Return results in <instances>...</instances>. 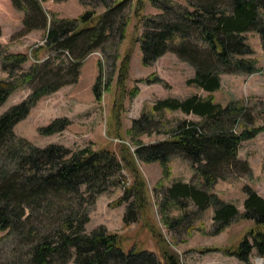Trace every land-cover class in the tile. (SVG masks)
Here are the masks:
<instances>
[{
    "label": "trees",
    "instance_id": "1",
    "mask_svg": "<svg viewBox=\"0 0 264 264\" xmlns=\"http://www.w3.org/2000/svg\"><path fill=\"white\" fill-rule=\"evenodd\" d=\"M11 1L16 9L24 12L20 35L33 29L45 30L44 43L32 51L33 56L39 60L42 52L56 51L65 53L67 62L61 60L55 65L49 58L32 63L27 71H17L27 62L28 55H1L8 77L0 79V105L22 85L31 86V93L0 114V231L10 238L14 250L12 256L2 259L0 264H180L178 255L159 236L153 238L163 263L155 253L147 250L124 251V239L107 232L104 227L87 234L84 226L88 214L80 208L84 199L82 187L93 199L107 189L111 177L127 170L133 176V183L116 202V205L128 204L125 225L141 223L150 233L160 235L136 160L159 163L166 172L172 156L189 161L203 188L176 183L166 191L165 199H182L200 210L212 206L215 233L238 218L252 222L235 248L214 251H221L245 264L249 263L253 251L264 257V198L245 188L244 211L239 213L232 204L204 189L213 187L227 173L251 176L247 163L238 159V146L264 132V120L258 127L235 131V124L248 117L244 105L233 101L222 105L215 102L212 93L219 89L221 72L259 71L254 59L238 55L252 52L242 35L247 31H257L264 47V0H186L192 9L171 6V0H148L163 10L164 13L157 17L143 14L147 0H136L134 16L138 25L133 29L137 32L141 23L145 24L136 39L140 43L142 63L147 65L172 51L194 67V76L188 83L197 85L209 95L165 98L156 102L152 107L154 111L181 110L201 120H182L170 131L168 139L139 145L133 152L122 145L119 158L108 148L72 150L55 143L35 146L17 137L13 127L27 116L40 98L65 84L75 83L83 59L103 46L112 33L119 32V37L124 39L127 20L119 13L129 0H80L85 5L98 2L105 10L97 15L94 10L87 9L76 18H58L56 14L48 17L41 5L45 0ZM129 55L127 51L119 65L118 84L121 86L127 75L126 56ZM99 82L97 78L93 86L98 99ZM137 92V87L131 89L130 96ZM150 120L143 115L133 121L128 132L144 130ZM68 123L67 119L57 118L40 132L49 135L63 130ZM240 165L242 170L238 169ZM159 205L164 212L165 201ZM162 215L167 219L165 212ZM2 241L0 239V249Z\"/></svg>",
    "mask_w": 264,
    "mask_h": 264
},
{
    "label": "rangeland",
    "instance_id": "2",
    "mask_svg": "<svg viewBox=\"0 0 264 264\" xmlns=\"http://www.w3.org/2000/svg\"><path fill=\"white\" fill-rule=\"evenodd\" d=\"M91 3V2H90ZM98 2L83 4L80 0L41 1V5L50 17L56 14L58 18H76L83 11L92 9L96 14L104 12L105 8ZM169 5L189 7L186 0H171ZM136 0H129L119 13L126 18L124 24L126 34L124 39L119 32H114L103 46L94 49L83 59L80 74L73 84H65L54 92L40 98L31 107L25 118L13 127L17 137L25 139L32 145L44 147L55 143L72 150L83 147L92 149L108 148L120 156L122 145L135 151L139 145L154 144L168 139L170 131L182 120L200 121L195 114H187L181 110L164 109L154 111L152 107L165 98L184 99L192 95L201 97L209 95L195 84H189L195 69L188 62L178 57L174 52L167 51L154 61L145 65L142 63V52L137 37L145 29L144 23L134 30L138 21L134 16ZM264 14V9L262 10ZM163 10L146 1L143 14L156 16ZM24 12L16 9L11 0H0V79L8 77L3 70L1 55L9 53H25L28 60L17 68V71H27L32 63L52 59L57 65L61 60L67 62L65 53L49 51L41 53L36 59L32 51L44 43L45 30L33 29L20 35L23 28ZM244 42L252 52L238 55L256 61L257 72L243 73L239 71L221 72L219 74V89L212 93L215 102L227 105L229 102H241L248 113L246 120L235 124V131L244 128L258 127L264 120V47L260 34L247 31L242 34ZM129 51L128 70L124 85L118 84L119 65ZM17 73V72H16ZM100 79V99L96 98L93 86ZM31 86L22 85L12 92L0 105V114L11 106L20 103L31 93ZM137 87L135 96H130L131 89ZM124 88V90H123ZM147 115L150 125L144 130L129 133L134 120ZM64 118L68 125L61 131L43 135L40 130L48 126L54 119ZM238 159L246 162L251 176L227 173L223 179L211 188H204L208 194L221 201L232 204L239 213L244 211V189L250 188L264 198V132L241 142L238 146ZM136 166L145 180L152 209L156 219L157 233H150L142 224L125 225L124 216L127 203L116 205L124 191L133 183V176L124 170L110 178L105 191L89 197L85 187H82V208L87 211L88 222L84 231L89 234L93 230L104 227L107 232L117 234L124 239V251L131 249L147 250L155 253L163 263L160 251L154 237L176 253L180 264H245L235 257L226 256L220 248H235L243 235L252 226V222L235 219L219 233H215L214 208L209 206L203 210L197 209L192 203L179 199H165L166 191L176 183H183L203 188L202 181L192 170L189 161L172 156L166 167L159 163H145L136 160ZM242 170L241 165L238 167ZM132 199H130V202ZM165 201L162 214L159 203ZM154 230V228H152ZM2 239L0 261L12 256L13 245L6 233L0 231ZM248 264H264V257H259L255 251L249 256Z\"/></svg>",
    "mask_w": 264,
    "mask_h": 264
}]
</instances>
